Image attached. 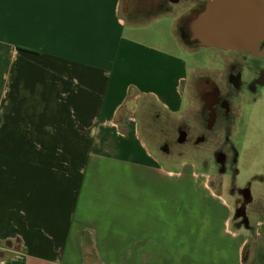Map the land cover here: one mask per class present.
<instances>
[{"label":"crops","instance_id":"1","mask_svg":"<svg viewBox=\"0 0 264 264\" xmlns=\"http://www.w3.org/2000/svg\"><path fill=\"white\" fill-rule=\"evenodd\" d=\"M183 2L0 0V264H264V147L242 223L224 182L173 177L136 117L201 125L222 66L172 55L168 34L202 50Z\"/></svg>","mask_w":264,"mask_h":264},{"label":"rangeland","instance_id":"2","mask_svg":"<svg viewBox=\"0 0 264 264\" xmlns=\"http://www.w3.org/2000/svg\"><path fill=\"white\" fill-rule=\"evenodd\" d=\"M168 37L172 40V55L187 60L189 66L205 65L206 59L214 61L212 56L210 59L209 55L207 56L212 49L205 50L202 48L197 56L189 57L185 51H179V49L175 48V41L170 34H168ZM188 39L189 36L186 41L188 48L190 50L197 48L198 45L190 43ZM152 41L154 42V40ZM259 62L264 68V57ZM246 83L244 82V91L247 87ZM243 90L241 91L242 94L244 93ZM241 99L244 101L239 104L248 107L247 113L250 121L247 122L248 119L242 116L239 120L237 131L232 136V142L235 144L237 152L236 157L231 151V143L226 141L227 137H207L195 145H193L194 141L183 144L177 141L179 135L174 128L173 122L160 123L155 115L153 117L144 116L141 113V106L136 108L138 112L136 117L139 118L141 123L144 122L145 124L142 126V133L146 136V142L149 143L151 148H154L153 145L156 146L155 151L158 158L169 165L173 177H181L186 174L195 178L209 180L207 188L210 187L215 192H221L224 182V191L222 190V192L227 195L233 204L235 215L243 200L242 196L238 194L239 189L250 186L254 194L256 193V188L258 189L256 183H259L257 176L262 171L263 166V164L261 166V147H264V139H258L257 136L264 135V86L257 87L256 93L253 95L250 93L243 94ZM198 118H201L200 121L203 120L201 116ZM148 124L152 126L151 129ZM150 130L155 137L152 136ZM165 141H169V151L167 152L160 149ZM228 148L229 151H227ZM219 151L228 152L234 162L229 160L225 165H220V161L215 157ZM233 188L236 192H232ZM237 197H239V203L236 200Z\"/></svg>","mask_w":264,"mask_h":264},{"label":"flooded vegetation","instance_id":"3","mask_svg":"<svg viewBox=\"0 0 264 264\" xmlns=\"http://www.w3.org/2000/svg\"><path fill=\"white\" fill-rule=\"evenodd\" d=\"M209 1L211 0H184L183 3L189 9V13H192L197 7L202 10ZM261 48H264V42L261 44ZM214 59L222 68L218 69L210 78L204 79L210 85L206 94L211 96L201 109L203 111L202 123L197 128L184 126L178 130L177 141L179 142L183 137V144L194 141L193 145H195L207 137H228L231 135L236 120V114L231 104L235 95L241 93L244 82H247V88L253 92L257 90V87L264 86V68L259 62L263 57L253 56L247 52L215 49ZM160 149L164 152L169 151V141H165ZM226 153L219 151L215 156L222 166L229 160L234 162L233 158L228 160ZM239 194L243 200L240 207L237 208V214L238 219L243 223L245 221L243 202L248 193L240 191Z\"/></svg>","mask_w":264,"mask_h":264},{"label":"water","instance_id":"4","mask_svg":"<svg viewBox=\"0 0 264 264\" xmlns=\"http://www.w3.org/2000/svg\"><path fill=\"white\" fill-rule=\"evenodd\" d=\"M188 32L201 48L264 57V0H211L189 22Z\"/></svg>","mask_w":264,"mask_h":264},{"label":"bare ground","instance_id":"5","mask_svg":"<svg viewBox=\"0 0 264 264\" xmlns=\"http://www.w3.org/2000/svg\"><path fill=\"white\" fill-rule=\"evenodd\" d=\"M215 111V110H214Z\"/></svg>","mask_w":264,"mask_h":264}]
</instances>
